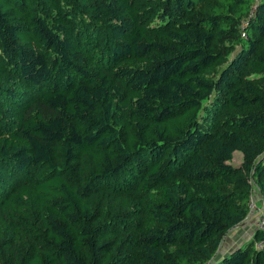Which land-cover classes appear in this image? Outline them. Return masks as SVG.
I'll list each match as a JSON object with an SVG mask.
<instances>
[{"label": "trees", "instance_id": "trees-1", "mask_svg": "<svg viewBox=\"0 0 264 264\" xmlns=\"http://www.w3.org/2000/svg\"><path fill=\"white\" fill-rule=\"evenodd\" d=\"M251 177L264 0H0V264H264Z\"/></svg>", "mask_w": 264, "mask_h": 264}, {"label": "rangeland", "instance_id": "rangeland-1", "mask_svg": "<svg viewBox=\"0 0 264 264\" xmlns=\"http://www.w3.org/2000/svg\"><path fill=\"white\" fill-rule=\"evenodd\" d=\"M139 3L136 4V7H139ZM154 21V20H153ZM241 154L239 151H234L233 156L230 160L235 166H239L241 163ZM251 177L250 182L252 184L250 196L257 205H261V193ZM244 222L237 224L233 228L227 230L221 235V242L218 248V251L215 255V258L221 254L226 253L228 250L238 246L243 245L248 239H250L251 233L253 230L252 219H244Z\"/></svg>", "mask_w": 264, "mask_h": 264}, {"label": "built area", "instance_id": "built-area-1", "mask_svg": "<svg viewBox=\"0 0 264 264\" xmlns=\"http://www.w3.org/2000/svg\"><path fill=\"white\" fill-rule=\"evenodd\" d=\"M252 219V226L255 228H260L264 230V212L262 203L261 205H257L250 196L248 200V212L246 214L245 219ZM262 244V241L257 243L258 246Z\"/></svg>", "mask_w": 264, "mask_h": 264}, {"label": "crops", "instance_id": "crops-1", "mask_svg": "<svg viewBox=\"0 0 264 264\" xmlns=\"http://www.w3.org/2000/svg\"><path fill=\"white\" fill-rule=\"evenodd\" d=\"M242 222H244V221H242ZM242 222H241V224H242ZM252 231V230H251Z\"/></svg>", "mask_w": 264, "mask_h": 264}]
</instances>
